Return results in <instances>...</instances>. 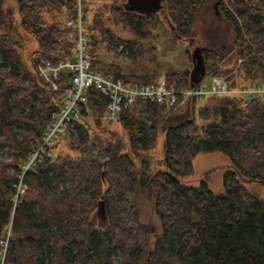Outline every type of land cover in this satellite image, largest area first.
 Here are the masks:
<instances>
[{
  "label": "trees",
  "instance_id": "trees-1",
  "mask_svg": "<svg viewBox=\"0 0 264 264\" xmlns=\"http://www.w3.org/2000/svg\"><path fill=\"white\" fill-rule=\"evenodd\" d=\"M127 0H82L91 69L124 84L153 83L160 64L143 72H121L101 53L134 64L157 35L159 11L142 14ZM218 1L217 15L213 4ZM0 0V239L10 226L9 264H264V96L190 98L185 104L136 100L116 123L125 137L101 119L106 96L93 85L84 92L78 116L51 140L50 155L23 176L26 186L14 204L22 164L58 112L72 72L62 70L55 86L41 65L71 58L76 46L67 19L76 0ZM210 7L223 20L208 24L200 47L202 73L166 70L167 86L188 87L214 74L231 86L264 83V0H163L164 19L193 43L197 11ZM126 32L122 35L117 27ZM31 38L35 42L28 49ZM150 50V48H149ZM193 62L192 53L190 54ZM164 134L162 156L151 154ZM220 151L230 160L223 191L206 177L196 183L193 160ZM250 185H247V184ZM103 200L105 215L96 214ZM147 204L158 227L141 215Z\"/></svg>",
  "mask_w": 264,
  "mask_h": 264
},
{
  "label": "built area",
  "instance_id": "built-area-1",
  "mask_svg": "<svg viewBox=\"0 0 264 264\" xmlns=\"http://www.w3.org/2000/svg\"><path fill=\"white\" fill-rule=\"evenodd\" d=\"M76 5L75 16L67 19L69 37L76 43L73 56L55 63L46 61L39 70L40 75L53 86H55L60 72L69 70L73 73L70 85L63 89L64 97L59 111L52 114L41 139L37 141L22 166L18 182L14 185V204L19 202L25 192L24 174L32 171L34 166L41 162L43 154L50 155L51 140L65 134L68 123L78 116L81 103L84 100V92L91 85L106 96L105 107L101 114L102 120L112 122L118 118L122 110L129 108L136 100L148 99L170 105H183L191 97L207 98L234 95L251 99L255 95L264 96V83L235 87L231 86L225 77L217 74L208 77L207 83L204 81L188 87H175L167 86L164 76H159L153 83L124 84L119 78L103 74L100 70H92L88 37L84 30L86 15L82 9V0H76ZM9 236L10 226H8L5 236L0 239V264H9L5 260Z\"/></svg>",
  "mask_w": 264,
  "mask_h": 264
},
{
  "label": "rangeland",
  "instance_id": "rangeland-1",
  "mask_svg": "<svg viewBox=\"0 0 264 264\" xmlns=\"http://www.w3.org/2000/svg\"><path fill=\"white\" fill-rule=\"evenodd\" d=\"M12 4L10 0H6V6ZM213 11V10H212ZM211 8L204 7L197 11L194 20V28L197 33L194 38L192 44L190 41L185 38H181L179 35V31L174 29L171 24L165 21V10L160 9L159 13L162 18L160 22V28L155 32L157 35L153 40L146 41L145 44L147 49L144 51L143 55L137 58L136 62L132 64L130 60L121 56L119 58L115 57L113 53H101L100 56L106 62L113 61L120 66L121 72L123 71H131V72H143L154 66L153 59H156L160 64V75L164 76V72L166 70H176L180 71L183 69L192 70V64L196 65L198 70L199 65L197 64V59L195 62L191 61L190 54L195 53L198 55V51L201 46H203L206 42V37L204 35L205 30L207 29L208 24H219L220 28L227 32V36L231 38L230 29L226 22L223 20H215L213 18ZM117 27L118 32L122 35H126L120 26ZM28 49H33L35 47V42L29 38V42L27 43ZM150 48V50H149ZM196 58V57H195ZM199 60V59H198ZM200 71H197V75ZM157 77V79L159 78ZM210 77V76H209ZM156 79V80H157ZM208 82V78H206L205 83ZM193 98V97H191ZM199 100H204L205 98L194 97ZM189 100V99H188ZM187 100V101H188ZM102 119V118H101ZM118 119V118H117ZM115 121H105L102 120L103 124H105L109 129L117 131L121 136L125 137V133L122 128ZM66 133V131H65ZM65 135V134H64ZM42 137V135H41ZM163 140L164 134H159L157 138L156 146L153 150H151V154L154 156V160L159 159L162 156L163 149ZM9 155L4 151L0 150V161L8 160ZM27 159V158H26ZM26 160L23 162V164ZM22 164V165H23ZM194 172L189 176L182 177L186 181H191L196 183L198 178L206 177L207 183L209 187L216 192L223 191V174L225 170L230 167V160L228 156L220 151L208 152L198 154L193 160ZM247 185H250L249 183ZM102 200V199H100ZM98 209V208H97ZM97 214V210H96ZM142 217L145 220L149 221L155 228L158 227V220L152 211V209L145 203L142 207L141 211Z\"/></svg>",
  "mask_w": 264,
  "mask_h": 264
},
{
  "label": "water",
  "instance_id": "water-1",
  "mask_svg": "<svg viewBox=\"0 0 264 264\" xmlns=\"http://www.w3.org/2000/svg\"><path fill=\"white\" fill-rule=\"evenodd\" d=\"M162 1L163 0H127L125 3V8L134 10L136 12L142 13V14H149L154 11H159L162 8ZM218 1H216L213 4V8L218 15V9H217ZM193 61L195 62V59H197V64L199 65L200 68L198 70L200 73H202V68H201V59H200V53L198 51V55L195 53H192ZM196 57V58H195ZM199 59V60H198ZM197 66L194 65V69L192 72V81L197 80V71L196 70ZM97 214L102 217L105 215L104 211V204L103 200H99L98 202V209H97Z\"/></svg>",
  "mask_w": 264,
  "mask_h": 264
}]
</instances>
